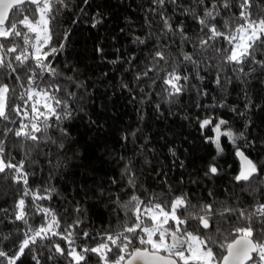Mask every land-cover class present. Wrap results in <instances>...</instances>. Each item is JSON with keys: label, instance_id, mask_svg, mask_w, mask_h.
Segmentation results:
<instances>
[{"label": "trees", "instance_id": "obj_1", "mask_svg": "<svg viewBox=\"0 0 264 264\" xmlns=\"http://www.w3.org/2000/svg\"><path fill=\"white\" fill-rule=\"evenodd\" d=\"M65 3L67 7H61L52 25L56 34L53 44L58 46L64 32L69 36L64 41V50L50 59L59 73L54 82L76 94L75 98L69 99L66 92L57 93L60 98L68 100L72 117L50 121L53 127L47 136L55 143L42 142L30 153L28 160L31 162L25 165L30 173L29 187L54 190L51 199L40 203L57 214L61 230L79 219L81 224L74 229L76 244L95 246L100 242L98 234L115 233L122 230L125 222L132 223L123 210V205L132 195L146 200L150 195L163 194L167 199L169 195L183 192L188 194L191 204L212 203L220 210L225 206L250 209L257 200L264 202V190L253 199L248 186L234 180L240 169L235 155L238 146L262 167L259 180L264 181L262 74L258 72L244 84L225 68L221 84L217 85L214 68L193 69L182 64L181 52H193V47L191 43L177 42L169 47L167 55L181 66L182 74H189L190 86L169 102L160 79L164 71H151L148 77L136 79L151 66L150 53L156 47L162 27L160 17L150 12L152 0H87V3L84 0H65ZM178 3L182 7H190L194 0H178ZM166 15L172 17L174 26L182 23L191 40H196L199 26L191 15H185L171 5L167 7ZM221 24L222 21L217 26L221 27ZM150 31L157 35L150 36ZM135 37L145 39L146 43H135ZM176 39L179 41V37ZM160 40L163 42L164 38L160 37ZM16 42L22 49V39L17 38ZM218 46L226 44L221 39ZM195 58L201 62L212 59L201 58L199 54ZM159 67L171 70L164 61ZM45 79L50 78L46 75ZM8 82L17 93L23 91L15 80ZM21 82L26 86V79ZM248 101L252 106L246 108ZM14 118L19 122V117ZM206 118H211L213 125L224 119L234 132H243L245 137L237 140L236 146L226 137H221L224 152L215 161L220 172L208 177L204 173L216 156V148L213 143L206 142V137L214 136L212 126L200 127L199 121ZM8 126L18 127V123ZM60 128H66L68 133L62 140ZM133 132L135 137L131 135ZM124 136L128 139H123ZM21 143H24V149L20 148ZM7 144L16 158L13 162H17L31 142L10 137ZM125 164L131 165L135 173L133 179L139 187L129 190L128 174L123 171ZM253 186H256V181ZM21 191L22 185L14 184L10 178L0 174V234H12L8 240L0 242V247L10 255L16 250L13 241L18 243L17 238H22L17 230L24 227L21 222H13L12 218V209ZM209 193H212L211 197ZM26 201L31 206V198H26ZM42 222V217L36 215L29 221L33 227ZM231 223L217 220L222 229H227ZM189 231H197L195 221L189 226ZM84 232H88L91 238H84ZM55 242L67 248L60 237H56ZM133 243L137 244L136 241ZM36 251L40 254L41 264H52L47 259V249L37 248ZM113 258L110 254V259ZM57 261L65 264L63 257H57ZM18 264L35 262L28 253ZM88 264H99V261L90 254Z\"/></svg>", "mask_w": 264, "mask_h": 264}, {"label": "snow or ice", "instance_id": "obj_2", "mask_svg": "<svg viewBox=\"0 0 264 264\" xmlns=\"http://www.w3.org/2000/svg\"><path fill=\"white\" fill-rule=\"evenodd\" d=\"M152 4L150 12L160 17L162 27L156 47L150 53L151 66L138 74L136 79L148 77L151 71H164L160 79L169 102L183 94L190 86V76L182 74L181 66L167 55L169 47L179 42L191 43L193 47V52H181L182 64L193 69L214 68L217 85L221 84V74L225 68L236 74L244 84L260 72L261 82L264 83V3L261 0H194L190 7H182L178 0H152ZM170 5L192 16L199 26L196 40H191L182 23L174 26L172 17L166 15ZM61 7H67L65 0H0V124H3V128H0V174L10 178L14 184L22 185L21 194L12 209V218L13 222H21L24 226L17 230L22 238H17L18 243L13 241L16 249L13 254L0 247V264H18L28 253H31L35 264H41L37 248L49 251L47 259L52 264H58L57 257H63L65 264H88L90 254L98 259L99 264H264V202L259 200L250 209L225 206L220 210L212 203L191 204L188 194L183 192L169 195L167 199L163 198V194L150 195L146 200L132 195L123 205L132 223L125 222L122 230L115 233L107 231L98 234L100 242L95 246L76 244L74 229L79 228V219L66 224L61 230L57 214L40 203L51 199L54 190L29 187L30 173L25 168L26 163L31 162L28 160L30 153L38 149L42 142L55 143L47 136L53 127L50 121L72 117L68 100L60 98L57 93L64 91L69 99L75 98L76 94L54 82L59 73L50 59L64 50V41L69 36L68 32H64L58 46L53 44L56 34L52 25ZM220 21L222 24L218 27ZM148 26L151 29V22ZM149 35L157 34L150 31ZM160 37L164 38L163 42ZM17 38L22 39V49L16 42ZM221 39L226 46H218ZM134 42L146 43L140 37H135ZM11 54L14 55L9 58ZM196 54L212 59L201 62L195 58ZM161 61L171 70L160 68ZM46 75L49 80L45 79ZM22 79H26V86ZM225 79L229 80L227 76ZM9 80H15L23 91L17 93ZM251 106L250 101L246 102V108ZM156 107L159 109L160 106ZM14 117H19V122ZM17 123L18 127L8 126ZM199 123L201 129L212 126L214 132L213 137H206V142L215 145L216 156L208 164L204 175L215 176L220 172L215 161L224 152L221 137H226L236 146L237 140L245 139L244 133L234 132L224 119H219L214 125L211 118ZM59 131L62 140L68 134L67 129L60 128ZM131 135L135 137L136 133ZM10 137L31 142L17 162H13L16 158L7 144ZM123 139L128 137L124 136ZM59 146L63 147L62 144ZM24 147V143H21L20 148ZM235 155L239 159L240 169L234 180L246 184L248 192L256 199L264 190V181L259 180L262 167L238 146ZM123 171L128 174L129 190L139 187L133 179L135 173L131 165L125 164ZM254 181L256 186H253ZM29 197L31 206L26 201ZM33 215L42 217L43 222L39 226L33 227L29 223ZM218 219L225 224L229 221L232 223L227 229H222L217 225ZM193 221L197 226L196 232L189 231ZM11 236V233L0 234V242ZM83 236L91 238L88 232H84ZM56 237L67 244L66 249L55 242ZM110 254L113 259H110Z\"/></svg>", "mask_w": 264, "mask_h": 264}]
</instances>
